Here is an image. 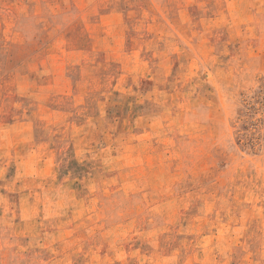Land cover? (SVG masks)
Returning <instances> with one entry per match:
<instances>
[{"label": "rangeland", "instance_id": "obj_1", "mask_svg": "<svg viewBox=\"0 0 264 264\" xmlns=\"http://www.w3.org/2000/svg\"><path fill=\"white\" fill-rule=\"evenodd\" d=\"M0 264H264V0H0Z\"/></svg>", "mask_w": 264, "mask_h": 264}]
</instances>
